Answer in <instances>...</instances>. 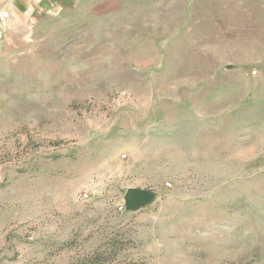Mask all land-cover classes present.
I'll return each mask as SVG.
<instances>
[{
  "label": "rangeland",
  "instance_id": "374dc122",
  "mask_svg": "<svg viewBox=\"0 0 264 264\" xmlns=\"http://www.w3.org/2000/svg\"><path fill=\"white\" fill-rule=\"evenodd\" d=\"M2 11L0 264H264V0Z\"/></svg>",
  "mask_w": 264,
  "mask_h": 264
},
{
  "label": "trees",
  "instance_id": "16d2710c",
  "mask_svg": "<svg viewBox=\"0 0 264 264\" xmlns=\"http://www.w3.org/2000/svg\"><path fill=\"white\" fill-rule=\"evenodd\" d=\"M113 245L106 243L99 245L90 252H83L78 256L77 264H135L131 261L119 260L122 252L130 246L128 240L120 237L118 241H111Z\"/></svg>",
  "mask_w": 264,
  "mask_h": 264
},
{
  "label": "water",
  "instance_id": "95a60500",
  "mask_svg": "<svg viewBox=\"0 0 264 264\" xmlns=\"http://www.w3.org/2000/svg\"><path fill=\"white\" fill-rule=\"evenodd\" d=\"M154 193L142 189H128L123 195L124 208L127 212L142 209L152 203Z\"/></svg>",
  "mask_w": 264,
  "mask_h": 264
},
{
  "label": "built area",
  "instance_id": "2783aa9c",
  "mask_svg": "<svg viewBox=\"0 0 264 264\" xmlns=\"http://www.w3.org/2000/svg\"><path fill=\"white\" fill-rule=\"evenodd\" d=\"M8 27H9L8 13L6 11H2L0 12V43Z\"/></svg>",
  "mask_w": 264,
  "mask_h": 264
}]
</instances>
